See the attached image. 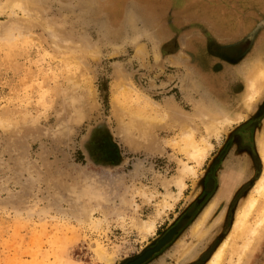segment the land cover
<instances>
[{"label":"rangeland","instance_id":"obj_1","mask_svg":"<svg viewBox=\"0 0 264 264\" xmlns=\"http://www.w3.org/2000/svg\"><path fill=\"white\" fill-rule=\"evenodd\" d=\"M13 1L0 0V264H206L264 169V94L248 108L243 74L258 42L264 60V0H23L24 26ZM171 106L245 119L201 165L179 127L157 131L159 148L129 144L132 115ZM244 264H264V236Z\"/></svg>","mask_w":264,"mask_h":264},{"label":"bare ground","instance_id":"obj_2","mask_svg":"<svg viewBox=\"0 0 264 264\" xmlns=\"http://www.w3.org/2000/svg\"><path fill=\"white\" fill-rule=\"evenodd\" d=\"M10 7L12 9L19 8L28 11V17L30 19H26L27 21L23 19V22H20L21 26H24V24L29 23V20H34L35 18L30 11L29 3L26 1L15 0L11 3ZM49 34L53 40V47H56L57 49L65 48V45L61 44V42L63 43L62 38H54L52 35L53 33H50V31ZM260 46L261 44L258 42L257 46L253 49L255 52L251 55L253 57H249L246 61L248 64L246 65L247 67L245 64L243 67V74L245 79H247L244 101L248 108H250L253 103L264 94V60H256V52L261 50ZM195 119L201 120V124L206 132L200 143L194 138V133L198 130V125ZM244 119L245 114L243 112H237L235 115H230L229 113L220 111L219 114L215 115L204 108L201 109L197 107L191 112L171 106L165 113L156 115L155 117L145 118L138 114L132 115L128 121V129L131 131L128 141L129 144L135 147L146 144L152 148H159L162 143L156 135L157 131L159 129L179 127L182 129L185 137V145L182 146V150L187 152L190 159H192L197 165H201L207 157L208 151L213 146L211 142L212 137H218L233 123H241ZM135 134H139L140 136H136ZM262 147L264 157V142ZM142 164L145 165L146 162ZM140 165L141 164H139L138 167ZM142 167L143 166L141 165V167L136 169V172L131 175V179L128 180L129 186H134L136 183L135 180L139 176ZM180 170L182 175L178 176L180 179L177 178V182L180 191L182 192L185 187V182L183 181V175L186 173L185 171L190 172L194 169L189 165H185ZM221 186L225 190H228L229 188V185L227 183L224 184V182H222ZM131 187L126 191L131 190ZM250 191V197L247 199L244 206L237 212L228 234L214 249L206 264H244L247 257H249L255 250V247L259 245L264 236V209L260 210L261 201L264 198V169ZM168 194L170 195V192H168ZM101 205L105 211L106 208L103 201H101ZM213 207L214 205H209L204 210L202 218L195 226L196 230L200 227L202 221L207 219V216L213 210ZM71 211L73 214L78 215L82 222L94 223L92 218L93 213L91 211L86 212L76 205L73 206ZM107 214L105 215L107 216ZM255 214L256 216L253 217ZM141 229L144 235H148L154 231V224L149 221L146 225L142 226ZM168 236L172 237V235H167V237ZM101 255L105 264H112L113 258L107 257L104 252H102Z\"/></svg>","mask_w":264,"mask_h":264},{"label":"water","instance_id":"obj_3","mask_svg":"<svg viewBox=\"0 0 264 264\" xmlns=\"http://www.w3.org/2000/svg\"><path fill=\"white\" fill-rule=\"evenodd\" d=\"M172 234H173V232H171L169 235H172ZM170 237H171V236L166 237L165 241L169 240ZM143 260H144V257H140L139 259L134 260V261H132V262L129 263V264H140V263H142ZM133 262H134V263H133Z\"/></svg>","mask_w":264,"mask_h":264},{"label":"crops","instance_id":"obj_4","mask_svg":"<svg viewBox=\"0 0 264 264\" xmlns=\"http://www.w3.org/2000/svg\"><path fill=\"white\" fill-rule=\"evenodd\" d=\"M169 7L172 8V4H171V3L169 4ZM179 11H180V10H179ZM236 176H239V175H236ZM236 176H234L233 178H236ZM234 182H236V181H234ZM226 183H227V182L224 181V184H226ZM221 184H222V183H221ZM227 184H228V183H227ZM228 185H229V184H228ZM228 187H229V186H228ZM228 187H227V188H228ZM219 188H220V189H224L221 185H220ZM228 189H229V188H228ZM183 193H184V192H183ZM183 193H182V196L184 195Z\"/></svg>","mask_w":264,"mask_h":264},{"label":"flooded vegetation","instance_id":"obj_5","mask_svg":"<svg viewBox=\"0 0 264 264\" xmlns=\"http://www.w3.org/2000/svg\"><path fill=\"white\" fill-rule=\"evenodd\" d=\"M260 3H261V1H259ZM247 8V7H246ZM248 9V11H251V9L250 8H247Z\"/></svg>","mask_w":264,"mask_h":264}]
</instances>
